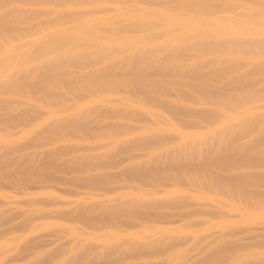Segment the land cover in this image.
<instances>
[{"label": "rangeland", "instance_id": "rangeland-1", "mask_svg": "<svg viewBox=\"0 0 264 264\" xmlns=\"http://www.w3.org/2000/svg\"><path fill=\"white\" fill-rule=\"evenodd\" d=\"M177 1L5 3L2 9L49 10L31 24L73 13L67 24L78 33L122 36L130 46L104 60L117 69V84L86 101L53 88L58 106L40 116L35 99L5 95L24 102L0 111V264H264V57L216 52L250 94L226 104L171 81L148 92L130 88L118 74L123 57L170 38V21L185 36L214 26L264 37V0H229L202 15ZM132 19L155 23L102 30L104 21ZM179 63L186 60L164 71ZM65 99L78 108L61 111ZM74 111L87 112L85 127L55 129L56 116Z\"/></svg>", "mask_w": 264, "mask_h": 264}, {"label": "bare ground", "instance_id": "bare-ground-1", "mask_svg": "<svg viewBox=\"0 0 264 264\" xmlns=\"http://www.w3.org/2000/svg\"><path fill=\"white\" fill-rule=\"evenodd\" d=\"M9 1L12 0H0V54L3 52L0 55V111L9 106L18 109V106L24 102L21 98L5 96L6 94L22 96L24 93L29 99L37 101L33 104L41 111L40 116L45 112L43 108L50 114L58 106L61 96L53 88H63L73 93L74 99L83 100L103 94L120 80L115 74L117 69L104 60L117 52L127 50L130 46L127 38L122 36L109 38L106 35H94L87 31L78 33L74 25L67 24L74 19L73 13L58 14L48 20L31 24L28 23L30 19L37 18L43 11L49 12V10H32L34 12L28 13L27 9L17 5L2 9ZM13 1L25 4L46 2L55 7L69 0ZM228 1L219 0L215 3L213 0H178L177 2L181 8L202 15L213 7L227 5ZM255 18L251 20L252 23H256ZM154 23L155 21L148 19H132L123 24L118 21H104L102 30L118 34L130 31L134 27L145 29ZM170 23L168 34L171 36L162 43V46L140 48L131 56L122 58L123 62L118 74L127 77L130 88L137 87L148 92L150 89H162L164 83L171 81L178 88L183 85L190 86L202 94L218 98L224 104L227 101L233 103L234 99L239 101V98L250 95L247 89L245 90L246 87L238 86L240 76L231 78L229 77L231 71L224 70L218 65L216 52L264 57V37L250 30H243V34L238 32L240 35H231L226 30L214 26L185 36L188 30L178 27V21H170ZM47 28L52 30L46 32ZM38 33L41 34L36 36ZM32 36L33 39H30ZM108 41L117 45L106 46L104 43ZM7 48L10 50H6ZM22 49L24 52L28 50L27 55L18 53ZM194 51L208 53L213 57L196 60L197 55L190 54ZM151 56L157 58L149 60ZM175 60H186L187 65L179 63L172 65L169 72L164 71V67ZM15 64L23 68L7 73L6 71ZM92 66L95 67L89 69ZM262 71L264 72V66ZM212 82H220L221 85L211 84ZM251 82L252 80L249 81V85H252ZM243 90L246 93H243ZM77 101L71 103L69 99H65L60 110L65 112L75 106L78 108ZM71 112L55 117L51 122L55 129L85 127L88 123L87 112ZM22 117L23 112L18 111L14 120L18 121Z\"/></svg>", "mask_w": 264, "mask_h": 264}]
</instances>
